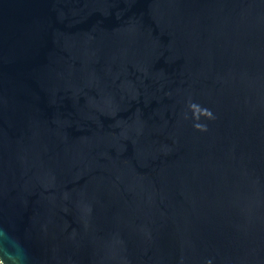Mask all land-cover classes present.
Instances as JSON below:
<instances>
[{
    "label": "water",
    "instance_id": "water-1",
    "mask_svg": "<svg viewBox=\"0 0 264 264\" xmlns=\"http://www.w3.org/2000/svg\"><path fill=\"white\" fill-rule=\"evenodd\" d=\"M0 264H264V0H0Z\"/></svg>",
    "mask_w": 264,
    "mask_h": 264
}]
</instances>
